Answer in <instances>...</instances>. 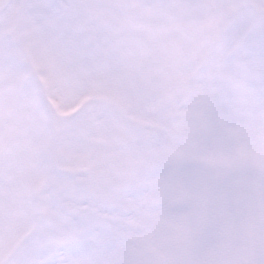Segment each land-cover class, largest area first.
<instances>
[{
	"label": "snow or ice",
	"instance_id": "snow-or-ice-1",
	"mask_svg": "<svg viewBox=\"0 0 264 264\" xmlns=\"http://www.w3.org/2000/svg\"><path fill=\"white\" fill-rule=\"evenodd\" d=\"M0 264H264V0H0Z\"/></svg>",
	"mask_w": 264,
	"mask_h": 264
}]
</instances>
